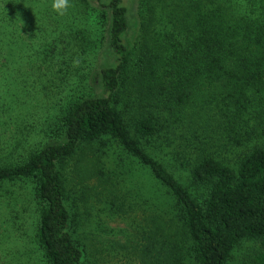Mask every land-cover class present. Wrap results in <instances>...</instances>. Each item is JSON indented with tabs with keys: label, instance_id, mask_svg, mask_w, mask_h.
<instances>
[{
	"label": "trees",
	"instance_id": "trees-1",
	"mask_svg": "<svg viewBox=\"0 0 264 264\" xmlns=\"http://www.w3.org/2000/svg\"><path fill=\"white\" fill-rule=\"evenodd\" d=\"M102 1L0 0V190L37 213L5 196L8 264H264V0H137L132 36Z\"/></svg>",
	"mask_w": 264,
	"mask_h": 264
},
{
	"label": "rangeland",
	"instance_id": "rangeland-1",
	"mask_svg": "<svg viewBox=\"0 0 264 264\" xmlns=\"http://www.w3.org/2000/svg\"><path fill=\"white\" fill-rule=\"evenodd\" d=\"M93 4L95 3V0H91ZM109 0H103V3H107ZM123 5L128 9V15L130 19V31H129V36L134 35L136 29V8H137V0H122ZM98 62L99 66L102 67L104 65L108 66L111 63L110 61V56L109 53L104 51L101 52L100 56H98ZM32 108V107H31ZM30 108H25L24 110H28ZM32 111V110H31ZM45 113V115L48 114L47 110L42 111ZM53 112V111H51ZM23 114V113H22ZM43 116L44 118H47L48 116ZM15 120V119H14ZM13 120V121H14ZM9 123V120H8ZM7 123V124H8ZM20 123V122H19ZM9 125V124H8ZM13 124L10 123V126L7 128L8 133L13 130ZM49 141V138H46ZM6 140H10V138L6 135ZM5 140V141H6ZM53 141V137L51 139ZM9 142V141H8ZM142 179V178H141ZM143 181V179H142ZM31 188L30 184L27 183H18L14 186H3L0 190V236H3V232L7 225H5L3 222L9 219V214L11 213L8 210V203H10L11 198H14L15 200L21 201V204H18L16 210H19V218L23 223L27 225V227L32 228L35 224V221L37 220V213L35 212L36 206L35 204L29 203V201L26 199L29 189ZM8 194H11V198H7ZM28 205V206H27ZM12 208V207H11ZM102 208V207H101ZM11 210V209H10ZM97 211H95V218L94 221L92 222V225L89 227V231H95L96 236H98L104 244V253L107 252L110 256L116 255L117 252H120L118 249L112 250L111 247L108 245L111 243L108 242H113L114 240H119L123 243L124 237L126 234L128 235V232H130V228L127 222H123L120 219H110L107 216V213L105 211H101L98 215ZM28 235H29V230H28ZM12 237H16L14 234ZM27 241H29L26 237L24 238V243H26V247L24 250H22V253L24 254V259L22 260L21 263L23 264H42L40 260V255L38 252H36L35 249L31 246V244H28ZM14 239L9 238L6 240H2L0 237V264H8L9 260L12 258V249L11 247L14 246ZM113 244V243H112ZM248 247V246H246ZM117 257H120L119 254ZM113 261V260H112ZM126 262V260H124ZM106 262V261H105ZM123 262H121L122 264ZM103 264H112L111 260L109 263H103Z\"/></svg>",
	"mask_w": 264,
	"mask_h": 264
},
{
	"label": "clouds",
	"instance_id": "clouds-1",
	"mask_svg": "<svg viewBox=\"0 0 264 264\" xmlns=\"http://www.w3.org/2000/svg\"><path fill=\"white\" fill-rule=\"evenodd\" d=\"M71 7V0H51V8L58 16H64Z\"/></svg>",
	"mask_w": 264,
	"mask_h": 264
}]
</instances>
